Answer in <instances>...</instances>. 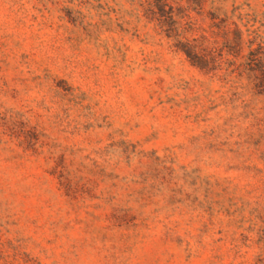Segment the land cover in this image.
Masks as SVG:
<instances>
[{"label":"rangeland","instance_id":"374dc122","mask_svg":"<svg viewBox=\"0 0 264 264\" xmlns=\"http://www.w3.org/2000/svg\"><path fill=\"white\" fill-rule=\"evenodd\" d=\"M157 1L0 0V264H264V98L165 33L223 64L264 0Z\"/></svg>","mask_w":264,"mask_h":264},{"label":"trees","instance_id":"16d2710c","mask_svg":"<svg viewBox=\"0 0 264 264\" xmlns=\"http://www.w3.org/2000/svg\"><path fill=\"white\" fill-rule=\"evenodd\" d=\"M149 8L152 17L157 16L155 11L162 14L163 19L160 20L159 18L158 20L159 27L164 28L166 21L173 23L174 27L178 25L180 18L167 0H159L156 4L150 5ZM230 27L225 24L220 26L213 24L211 30L212 44L218 53V57H224L223 64L198 52L187 40V32L175 34L176 30H171V32L165 33L169 39H173L176 48L177 46L181 48L192 66L203 74L215 76L221 66L224 65L226 68L224 80L229 85V91L232 92L234 98H264V36L258 29L250 30L248 28L243 33L238 32L236 40L230 41L228 39ZM219 36L223 39L220 47L217 42ZM188 51H190V55H188ZM202 60L204 62H198ZM247 107L245 105V108Z\"/></svg>","mask_w":264,"mask_h":264}]
</instances>
